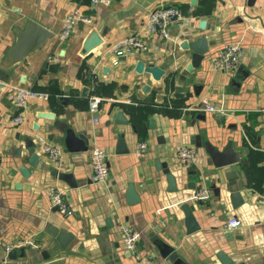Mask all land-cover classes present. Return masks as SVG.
I'll list each match as a JSON object with an SVG mask.
<instances>
[{
	"label": "crops",
	"instance_id": "crops-1",
	"mask_svg": "<svg viewBox=\"0 0 264 264\" xmlns=\"http://www.w3.org/2000/svg\"><path fill=\"white\" fill-rule=\"evenodd\" d=\"M162 3L184 14L173 26V40L145 31L149 14ZM73 11L92 22H83L82 28L78 24L70 37L60 40L64 20ZM29 19L50 29L54 38L11 70L0 67V262L145 264L152 256L171 264L154 245L160 238L187 264H223L219 253L233 264H264V115L259 112L264 108V0H0V61ZM92 30L103 43L83 56L82 44ZM133 35L142 36L148 50L117 58L110 47ZM201 36L207 37L209 52L200 68L187 71L192 58L181 45ZM229 43L241 44L240 63L231 72L215 71V57ZM139 60L160 67L164 76L155 80L146 72L137 73ZM51 64L58 68L50 71ZM145 85L150 87L147 92ZM18 87L49 96L19 109L9 100V92ZM179 93L183 96L175 97ZM59 97L67 101L60 103ZM93 97L102 99L95 113L89 110ZM204 100L235 113L220 120L198 109ZM119 112L126 123L115 122ZM19 113L25 121L17 127L10 119ZM68 129L86 135V152L68 151ZM121 135L129 153L116 152ZM197 135L201 147L196 146ZM39 138L61 149L59 162L44 153ZM229 142L241 153V161L230 168L231 178L209 164L204 148L209 143L223 150ZM32 143L37 146L29 149ZM142 143L146 149L138 155ZM95 146L108 155L106 184L92 180L90 152ZM183 146L196 151L188 167L178 156ZM16 148L22 149V157L13 152ZM32 152L40 156L36 167L28 164ZM157 161L166 163L176 177V190H168ZM22 166L30 177L22 175ZM59 173L71 175L77 186L71 188ZM52 185L66 189L72 207L67 218L51 205L47 189ZM129 185L140 198L133 204L128 202ZM204 189L210 196L197 199ZM235 192L242 198L237 206L231 197ZM186 206L200 226L192 233L187 232ZM233 217L240 225L230 229L227 223ZM122 225L142 233L138 259L124 247ZM52 229L72 233L74 239L62 248ZM32 236L37 246H12ZM13 249L15 259L9 257Z\"/></svg>",
	"mask_w": 264,
	"mask_h": 264
},
{
	"label": "built area",
	"instance_id": "built-area-1",
	"mask_svg": "<svg viewBox=\"0 0 264 264\" xmlns=\"http://www.w3.org/2000/svg\"><path fill=\"white\" fill-rule=\"evenodd\" d=\"M94 3L108 4L109 0H91ZM184 19L183 11L167 3L158 5L148 16L145 23V31L148 34L157 36L164 40H173V26ZM80 22L91 23L92 19L86 15H83L79 11H73L67 15L64 20L63 30L59 34L60 40H65L70 37L76 30L77 25ZM111 52L116 55L117 58L127 56L133 53L144 52L148 50V44L144 38L140 35H133L124 39L119 40L111 47ZM243 54V48L240 43H229L225 44L224 47L218 52L212 67L215 71L231 72L234 71ZM118 64V61L115 62ZM49 95L46 92L38 91L28 87L13 88L9 92V100L17 106L19 109L25 108L28 103L32 100H43L47 99ZM100 98L93 97L89 102V110L91 113H95L99 109L101 103ZM205 103L199 107V110L211 113L213 116L220 120H224L230 116H233L235 110H231L225 107H218L216 105ZM259 112L264 115V108H260ZM25 121L23 113H19L11 117L10 122L15 126H20ZM39 143L42 146L44 153L49 156L55 162L60 161L61 149L44 143L43 138H39ZM146 149V144L142 143L136 149V154H142ZM196 151L192 147H180L178 150V156L180 164L183 167H188L194 162ZM107 152L100 147H93L90 152V161L93 168L92 180L98 184H106L109 181L110 169L108 165ZM47 196L51 202V205L56 208L63 217H68L72 214V207L66 199V189L59 186H49L47 189ZM210 196L207 189L200 190L196 198L207 199ZM240 225V220L233 217L230 218L227 227L236 228ZM121 236L126 251L132 253L135 258H139L137 249L139 243L142 240V233L129 225H122ZM28 245H36L33 236L29 239L19 241L14 248H22ZM7 247L9 251L12 247ZM37 246V245H36ZM0 264H9L8 260L0 262ZM145 264H164L162 262L155 261L152 256L146 259Z\"/></svg>",
	"mask_w": 264,
	"mask_h": 264
},
{
	"label": "water",
	"instance_id": "water-1",
	"mask_svg": "<svg viewBox=\"0 0 264 264\" xmlns=\"http://www.w3.org/2000/svg\"><path fill=\"white\" fill-rule=\"evenodd\" d=\"M254 0H249L250 4ZM201 29H204L206 26V22L202 21L199 24ZM79 27H83V22L79 23ZM54 38V33L41 25L40 23L29 19L27 24L23 29H19L16 31V42L8 51V53L4 56V58L0 61V67L6 70H11L15 65L25 61L28 56L40 50L43 46H45L51 39ZM103 43L102 37L96 30H92L84 40L81 49V55L86 56L91 53L95 48L100 46ZM181 47L188 51V55L191 56L192 61L188 66L187 71H192L193 69H198L201 67L202 61L205 58L206 54L209 52V42L207 37L201 36L194 41L184 40ZM58 68V64L49 65L50 71H53ZM135 70L137 73L146 72L152 75L153 79L160 80L165 71L156 65H146L143 61H137L135 65ZM150 89L148 85L143 87V91L147 92ZM87 89H84V94H86ZM198 94V91L196 92ZM183 94H175V97H182ZM60 103H65L67 101L66 97H59ZM115 105L112 104L110 108V113L113 112ZM42 117H50L52 115L48 113H41ZM117 124L126 123L127 119L124 117L123 112H119L115 119ZM154 121L150 122V126L154 127ZM65 146L70 152H86L89 149L90 141L86 137V135L82 133H76L72 129H68L65 135ZM39 144V143H38ZM37 143H32L28 145L29 149L36 148ZM196 146H202L201 136H196ZM205 151L209 156V164L213 165L217 169H224L227 176L229 178L234 176V173L231 171V167L233 165L238 164L241 161V153L237 152L232 144L229 142L227 146L223 150H219L215 148L213 145L206 143ZM13 152H16L18 156L22 157V149L16 148L13 149ZM116 152L118 154L129 153V149L126 146L124 136L121 135V138L117 142ZM30 157L28 158V164L32 167H36L39 161V154L36 152L29 153ZM157 169H162L163 173L166 175L168 190H176L177 189V180L176 177L171 173L168 165L166 163H161L160 161L156 162ZM20 172L24 177H30V171L25 166L20 167ZM195 174V171L191 172ZM59 178L62 180H66L71 188H75L77 186L76 181L71 175H66L64 173L58 174ZM194 186V185H193ZM128 202L133 204L140 200L133 185H129L128 187ZM233 199L234 205H239L242 203V198H240V194L235 192L231 195ZM185 216H186V227L187 232L192 233L200 228L196 218L193 216L192 211L189 207H185ZM52 233L56 237L59 245L62 248H66L74 239V235L72 233L66 231H60L58 229H52ZM154 245L157 247L160 256L168 260L171 264H187L177 253L174 247L166 243L160 238H157L154 241ZM23 252L24 249H21ZM17 256V250L13 249L9 253V257L11 259H15ZM219 258L223 262V264H233V261L225 254L219 253ZM66 264V263H60Z\"/></svg>",
	"mask_w": 264,
	"mask_h": 264
}]
</instances>
